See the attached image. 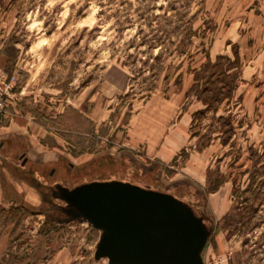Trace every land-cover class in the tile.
Returning <instances> with one entry per match:
<instances>
[{
    "label": "rangeland",
    "instance_id": "1",
    "mask_svg": "<svg viewBox=\"0 0 264 264\" xmlns=\"http://www.w3.org/2000/svg\"><path fill=\"white\" fill-rule=\"evenodd\" d=\"M235 51L199 114L195 69ZM0 74V264H110L53 189L113 179L193 206L205 264H264V0H0Z\"/></svg>",
    "mask_w": 264,
    "mask_h": 264
},
{
    "label": "water",
    "instance_id": "2",
    "mask_svg": "<svg viewBox=\"0 0 264 264\" xmlns=\"http://www.w3.org/2000/svg\"><path fill=\"white\" fill-rule=\"evenodd\" d=\"M68 220L100 231L95 258L110 264H205L206 219L174 194L124 180L56 184Z\"/></svg>",
    "mask_w": 264,
    "mask_h": 264
},
{
    "label": "trees",
    "instance_id": "3",
    "mask_svg": "<svg viewBox=\"0 0 264 264\" xmlns=\"http://www.w3.org/2000/svg\"><path fill=\"white\" fill-rule=\"evenodd\" d=\"M234 55L232 59L227 55L219 54L215 61L209 60L202 68L195 69L191 92L205 106L199 114L211 109L217 111L226 99L232 98L240 77V72L232 73V70L240 64L239 53L235 51ZM230 77L232 79L228 80ZM220 118L222 119V116Z\"/></svg>",
    "mask_w": 264,
    "mask_h": 264
},
{
    "label": "built area",
    "instance_id": "4",
    "mask_svg": "<svg viewBox=\"0 0 264 264\" xmlns=\"http://www.w3.org/2000/svg\"><path fill=\"white\" fill-rule=\"evenodd\" d=\"M7 84L6 82H5V76L2 74H0V85L1 84ZM0 90H1V87H0ZM2 96H3V92L2 91H0V99H2Z\"/></svg>",
    "mask_w": 264,
    "mask_h": 264
}]
</instances>
